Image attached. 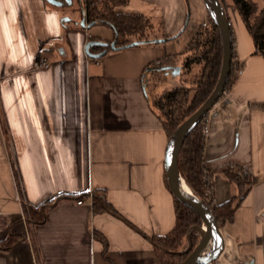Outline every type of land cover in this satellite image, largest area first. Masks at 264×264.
Masks as SVG:
<instances>
[{
    "label": "crops",
    "instance_id": "0c3cea01",
    "mask_svg": "<svg viewBox=\"0 0 264 264\" xmlns=\"http://www.w3.org/2000/svg\"><path fill=\"white\" fill-rule=\"evenodd\" d=\"M57 1L0 0V243L17 237L0 246V264H163L152 239L175 228V196L146 69L184 52L208 23L207 7L130 0L116 10L150 18V39L91 59L90 38L109 39L111 30L72 15L85 0ZM228 17L235 75L206 117L204 166L215 204L236 194L225 168H244L252 185L220 229L224 253L213 264H264V58L236 7ZM43 56L49 66L39 68ZM180 74L169 69L160 89ZM96 195L110 209L95 211ZM31 210L44 220L36 224Z\"/></svg>",
    "mask_w": 264,
    "mask_h": 264
},
{
    "label": "trees",
    "instance_id": "16d2710c",
    "mask_svg": "<svg viewBox=\"0 0 264 264\" xmlns=\"http://www.w3.org/2000/svg\"><path fill=\"white\" fill-rule=\"evenodd\" d=\"M130 0H102L100 6L87 5L85 13L83 8L82 19L89 25L108 27L112 32V40H103L92 37V41H99L105 45H93L90 54H98L134 45L135 42L148 41L153 31V23L142 15H126L118 13L119 6L126 5ZM225 8L226 19L229 21L228 9L236 7L242 21H244L249 35L252 36L255 54L264 58V0H219ZM83 3V2H81ZM231 31V26H230ZM232 36V31H231ZM234 45V38L232 36ZM222 36L216 24L209 17L208 23L202 25L183 53L167 55L148 66L150 76L145 80V89L150 96L152 109L156 112L169 140L180 127L183 121L192 116L209 98L218 83L222 70ZM235 57L233 50V59ZM91 58V57H90ZM93 58V57H92ZM91 58V59H92ZM232 71L225 91L233 84L235 75L232 60ZM181 68L179 83L171 88L161 90L160 87L167 83L168 70ZM204 122V121H202ZM201 122L195 130L186 136L178 158V167L181 178L189 185L193 194L208 206L215 216L219 228L231 223L242 200L247 196L252 185L249 172L242 167L225 168L224 173L236 187V194L222 204H215L213 194H209L204 177V148L206 137ZM167 187L169 188L168 181ZM171 192V191H170ZM96 210H108L110 206L98 195L93 197ZM176 226L165 236L152 239L155 252L163 264H180L190 253L184 249L188 244L187 235L192 228H198L203 223L194 210L188 208L175 198ZM33 221L39 224L44 216L37 210H31ZM17 238V237H16ZM11 236L0 246L11 245L16 241ZM199 233L191 235L192 247L198 246Z\"/></svg>",
    "mask_w": 264,
    "mask_h": 264
},
{
    "label": "water",
    "instance_id": "95a60500",
    "mask_svg": "<svg viewBox=\"0 0 264 264\" xmlns=\"http://www.w3.org/2000/svg\"><path fill=\"white\" fill-rule=\"evenodd\" d=\"M52 4L62 6L64 2L57 0H49ZM71 4V0H65ZM205 8L209 12L211 20L216 24L219 29L220 36H222V70L219 76L218 83L213 92L209 96L208 100L199 107L196 112L185 121L182 122L180 127L174 133L169 140L167 148L165 150V172L166 179L171 193L175 198L188 208L194 210L201 218L203 223L198 228H192L188 235V244L183 253H190V255L180 264H213L224 253V238L221 235V231L218 223L216 222L213 211L203 204L198 197L185 190L182 185L183 178H181L178 167V158L180 155L181 147L186 139V136L190 134L195 128L201 124V122L207 117L213 107L223 98L224 91L226 89L228 78L232 71V36L230 31V23L226 19L225 8L222 6L219 0H204ZM82 25L85 26V21H82ZM93 45H105L103 42L92 41L86 46V54L89 57L100 58L105 55V52L98 54H90L89 50ZM186 183V181H184ZM189 187V185L186 183ZM206 229H204V226ZM193 232L200 234V242L197 247H192L191 235Z\"/></svg>",
    "mask_w": 264,
    "mask_h": 264
},
{
    "label": "built area",
    "instance_id": "2783aa9c",
    "mask_svg": "<svg viewBox=\"0 0 264 264\" xmlns=\"http://www.w3.org/2000/svg\"><path fill=\"white\" fill-rule=\"evenodd\" d=\"M87 5H89V1L85 0V6H87ZM85 23H86V21H85ZM48 66H49V61L47 59H43L42 62L39 64V68H46ZM224 95H226V91H224ZM205 120H206V118L203 121H205ZM203 132H204V136L206 137L209 133V124L208 123L204 125ZM205 169H206V175L204 177V180L206 182V186L210 189L208 195L211 196V194L213 193V189H214V183L212 180V173H211V171H209V169H207V167H205ZM82 203H83V201H78L79 205H82ZM204 229H206L205 226H204Z\"/></svg>",
    "mask_w": 264,
    "mask_h": 264
},
{
    "label": "rangeland",
    "instance_id": "374dc122",
    "mask_svg": "<svg viewBox=\"0 0 264 264\" xmlns=\"http://www.w3.org/2000/svg\"><path fill=\"white\" fill-rule=\"evenodd\" d=\"M78 7L77 6H74V10H76ZM73 10V11H74ZM74 12H76V11H74ZM69 13V12H68ZM73 16H77L78 15V18L80 19V16L82 17V15H81V13L79 14V13H76V15H74V14H72ZM78 19V20H79ZM83 19H80L79 21L81 22ZM101 40H103L104 42H106L107 40L108 41H111L112 40V37L111 38H109V39H101ZM43 59H47L48 61H49V59H48V57L47 56H43L41 59H40V61H39V63H38V67H39V64L42 62V60ZM164 87V86H163ZM203 123V125H201L202 127H204V125L205 124H207V122H206V120L204 121V122H202ZM200 240H201V238H200V234H199V241H198V244H199V242H200ZM187 246V245H186Z\"/></svg>",
    "mask_w": 264,
    "mask_h": 264
},
{
    "label": "bare ground",
    "instance_id": "6f19581e",
    "mask_svg": "<svg viewBox=\"0 0 264 264\" xmlns=\"http://www.w3.org/2000/svg\"><path fill=\"white\" fill-rule=\"evenodd\" d=\"M182 185H183V187L185 188V190H186L187 192L192 193L191 188L188 187L184 181H182ZM193 195H194V194H193ZM205 228H206V227H205Z\"/></svg>",
    "mask_w": 264,
    "mask_h": 264
}]
</instances>
